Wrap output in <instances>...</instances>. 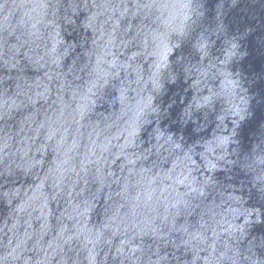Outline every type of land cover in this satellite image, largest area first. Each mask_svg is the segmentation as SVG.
Instances as JSON below:
<instances>
[{"label":"water","instance_id":"obj_1","mask_svg":"<svg viewBox=\"0 0 264 264\" xmlns=\"http://www.w3.org/2000/svg\"><path fill=\"white\" fill-rule=\"evenodd\" d=\"M185 2L186 9L169 10L167 26L164 23L158 26L161 57L172 44L179 45L167 54L169 68L163 71H171L178 62L183 65L177 82L167 85V95L158 99L175 100L170 111L176 118L182 113L195 112V104L203 102L207 95V89L197 83L202 79L201 72L209 63L224 69L223 74L212 81V86L222 95L214 99L211 111L214 117L225 118L219 129L216 124L220 121L214 120L208 139L227 136L233 130L235 139L241 143L247 137L253 142L246 156L252 168L244 176L230 170V166L208 172L200 156L195 157V164L200 167V174L212 176L224 197L230 194L235 197L232 202L235 222L247 230L256 257L264 261V194L251 189L250 183L240 190L241 180L256 182L260 169L256 168L255 161L264 158V0ZM112 3L115 16L110 22L106 46L99 49L97 55L106 61H115L121 76L127 73L129 78L135 79L138 74L147 72L152 61L151 57L143 55L142 13L134 0H112ZM185 11L190 19L183 22ZM85 15L81 13L73 19L79 24ZM20 24L18 13L0 14V30L4 34L7 35L9 29H18ZM84 39L91 43L92 33L68 24L62 26L59 37L37 40L32 45L31 61L21 57L20 77L30 90L27 105H21L18 100L13 105L16 100L14 80L8 81L9 87L0 96V103L13 107L11 118L5 121L6 130L18 133L17 139L27 137V145L33 149L29 154L41 161L36 169L41 179L32 173L0 178V228L3 229L0 257L6 258L11 248L19 257L15 264H146L149 257L158 258L153 255L155 252L159 257L167 256L160 264L190 262V251L182 248L177 251L171 243L160 244L155 233L147 231L144 225L136 227L132 216L134 207L125 216L118 217L107 208L103 198H97L104 174L88 170L95 169L93 159L99 163L98 157L91 154L86 157L82 148H74L69 143L65 155L57 160L48 147L49 136L54 135L53 127L31 124L32 119L43 122L46 116L52 117V101L58 92L57 73L73 65L80 49L72 46ZM10 42H14V36H10ZM76 63L81 64L82 58ZM95 63L96 57H93L92 67ZM16 71L10 61L0 64V74L5 77L10 72L15 75ZM81 75L84 79L76 83L86 90L88 76ZM233 96L240 109L238 116L230 112L228 100ZM133 158L129 152V159ZM127 163L123 158L111 157L102 168L119 174ZM170 167L171 163L165 165L166 170ZM85 173L88 179L82 178ZM53 181L58 184L55 199ZM173 222L183 226L185 218L175 217ZM172 239L178 241L175 234Z\"/></svg>","mask_w":264,"mask_h":264},{"label":"clouds","instance_id":"obj_2","mask_svg":"<svg viewBox=\"0 0 264 264\" xmlns=\"http://www.w3.org/2000/svg\"><path fill=\"white\" fill-rule=\"evenodd\" d=\"M134 3L142 13L143 55L152 61L145 74L131 79L127 73L121 76L115 61L109 62L97 55L106 46L110 22L115 16L112 0H0V14L21 16L18 29H9L7 35L0 30V64L10 61L17 69L15 75L0 74V96L9 87L8 81L14 80L13 105L17 100L27 105L30 90L20 77L21 57L31 61L32 45L37 40L59 37L62 26L68 24L82 28L85 33L91 32V43L84 39L72 46L80 49L73 65L57 73L58 92L52 101V117L46 116L43 122L31 121L33 125L53 127L54 135L49 136L48 147L56 159L65 155L69 143L74 148H82L86 157L89 154L98 157L99 163L93 159L95 169L88 170L104 174L97 198H103L107 208L118 217L125 216L134 207L132 216L136 227L144 225L147 231L155 233L160 244L171 243L177 251L182 248L192 253L191 261L185 260L183 264L201 261L202 264H264L256 257L247 230L235 222L232 203L235 197L231 194L224 197L212 176L200 174L201 169L195 164V157L200 156L208 172L230 166V170L244 176L252 168L246 156L253 142L247 137L241 143L235 139L233 130L227 136L208 139L214 120L220 121L216 124L219 129L225 118L214 117L211 111L214 99L222 95L212 86V81L224 69L213 63L204 68L202 79L197 83L207 89V95L203 102L195 104V112L182 113L176 118L170 111L175 100L158 98L167 95V85L177 82L183 65L178 62L171 71H163L169 68L167 54L179 45L172 44L161 57L158 26L161 23L167 26L170 9H186L187 3L185 0H134ZM81 13L86 15L77 24L73 17ZM188 19V12H183V22ZM10 36H14V42H10ZM93 57H96L94 67ZM81 58L82 63L77 65L76 60ZM88 69L91 70L86 72ZM81 73L88 76L86 90L76 83L84 79ZM234 99L233 96L228 100L230 112L238 116L240 109ZM12 114L11 105L0 103V178L32 173L41 179L40 172L36 171L41 161L29 154L33 149L27 145L28 138L17 139L18 133L5 128V121ZM129 152L133 159H129ZM111 157L128 162L119 174L102 168ZM169 163L171 167L166 170L165 165ZM255 166L260 169L256 182L241 180L240 190L250 183L251 189L264 194V158L257 159ZM82 178L88 179L87 173ZM57 188L58 184L53 181L54 199ZM180 216L185 218L183 226L173 222ZM173 234L178 241L172 239ZM153 255L158 258L149 257L146 264L167 260V256L159 257L158 252ZM18 258L15 249L10 248L6 258L0 257V264H15Z\"/></svg>","mask_w":264,"mask_h":264}]
</instances>
